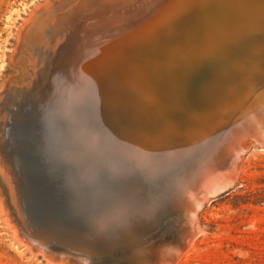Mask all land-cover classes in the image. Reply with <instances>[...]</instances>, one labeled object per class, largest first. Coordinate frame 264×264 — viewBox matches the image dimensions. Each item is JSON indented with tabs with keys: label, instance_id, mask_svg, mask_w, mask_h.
Wrapping results in <instances>:
<instances>
[{
	"label": "rangeland",
	"instance_id": "obj_1",
	"mask_svg": "<svg viewBox=\"0 0 264 264\" xmlns=\"http://www.w3.org/2000/svg\"><path fill=\"white\" fill-rule=\"evenodd\" d=\"M57 1L59 0H0V86L3 87L4 82H7L9 85H11L12 81L18 83L20 82V80H25L26 78L24 77L29 74V66L36 64L37 61L40 62L39 59L43 56L46 57H43L41 67L36 70L37 74L35 73V75L33 76L34 79L32 77V83L30 81V86L28 85L29 83L26 85L29 87H26L24 91L22 89L21 92H18L21 93L19 95L15 92L16 95L13 94V96L15 95L16 97L8 96V98L6 97L5 99L4 97V100H2L5 103H11L13 101L10 104L12 105L11 110L13 106H16V104H18L30 90L34 91V89L38 88V82H40V84H44L45 86L47 85L46 81L50 77L47 74L48 70L51 68L50 65L53 63L56 53L57 51H59V48L62 47L64 42H66L71 37V35H69L63 42L59 43L55 49L52 48V45L55 42V38L60 35V33L57 32L53 33L54 30H52L54 28L56 29V27L60 25L56 22V20L59 19L60 15L55 14L56 9L52 10L53 4ZM63 1L66 2V0ZM248 1L249 5L252 7L250 8L248 14L243 16L235 13V15H237H233L234 18L231 17L233 21L229 17L227 19V22L231 20L230 22H228L229 24L227 27L229 28H223L221 32L222 34L213 38V40H215L213 42L205 39L203 36V31H201V29H199L196 25L195 28L193 27V29H195V32H193L194 34L191 33L192 31H188L187 29L186 31H184L181 28L175 38L169 37L164 39V41H161V44L155 43L154 46L156 48L151 46V48L149 47L150 49L146 50L147 52L144 51V54L142 52L138 57L135 55L138 54L141 49L138 50V52H136L134 56H131V53L125 60H123L121 67L118 68L117 65L114 66V73L106 78V80H104V91L102 89L101 93L96 98L97 106L100 104L102 106L105 105V108H107V106L109 105L111 108L112 106L120 105L122 107L121 110L123 112V115L127 113L128 118L132 117L144 122V125L146 127L144 128L145 130L147 129L148 133L144 136H139L143 137V139L140 138V143L134 142V144H137V146H133H135L137 149H146L148 145L153 146L155 143L157 129L165 132L166 135H171L170 133H172L171 138H169L170 141L167 145L169 147L166 149V151L169 153L166 154H168L167 156L169 158L175 160L180 154H188L184 149V146H186L187 144L186 142L193 141V143H197L199 139L203 137V135L198 132V129L202 126H204L202 128H205L213 135L211 139H206V143L204 146H196L197 148L195 149L199 151L197 159L189 167V170L187 169V172H185L183 176H181L178 181L175 182V188L173 189V191L168 193V196H165L164 198L166 200L163 201L164 205H159L158 203L153 204L154 208L152 210H154L155 208L158 209L159 206L166 209L164 211V219H167V223H173L171 224L170 229L172 231L173 229H176L175 232H177L178 234L183 233L184 228H186L185 222H182L180 218L175 217L177 214L180 215L183 212V206H181L182 204H179V202L181 201V193L185 194L186 191L185 189H183L181 181L184 180L187 175H190L194 171L195 167L203 162V159H206L209 155L211 156L213 154L215 155L216 153H219L221 157L219 158V160L221 159L220 162H226L227 165L230 162L231 153L236 147L235 144H229V147H231L232 150L230 148L225 152L223 149H221V147L218 148V143H224L221 142L222 140L220 139V136L223 134L224 129L222 127H219L217 121L213 119V117L217 115V111L219 110L222 103H226L227 106L236 102V99H239L236 94L246 92L247 90L243 85L245 82V79L243 77L240 76L238 77L239 79L237 78L235 82H232L236 77H228V73V75H226L228 79H230L231 81L232 78L233 80L229 82L230 84L228 86L230 88L227 91L228 94L226 93V98L224 102H222L220 92L223 87L221 86L222 84L220 81L224 78V75H221L218 62L222 60L220 58L221 53L224 52L229 54L230 48L233 45L232 37L234 38L235 36L234 39H236V37L238 40L240 39L239 23H242V20L244 22L245 20L256 19L257 16H260L258 14L259 10H264V1ZM57 5L58 4L53 6V8L58 7ZM43 6L44 8L41 9V7ZM37 9H41V11L48 10L49 12H51L47 16H42V19L44 20L43 21L40 20L41 17L37 19L35 16H33L32 12ZM252 12L254 14H252ZM29 17L32 19H30ZM244 18L246 19L244 20ZM50 20H52V22H55L52 23ZM42 21L44 24L42 23ZM49 22L51 23L49 24ZM23 23L31 24L32 29H35V31L23 27ZM50 30L52 33L49 32ZM181 32H183L184 34ZM197 33L198 35H196ZM254 33H256L254 30H249V32H247L248 35L244 37L245 43H250V38H252V34ZM20 36L21 38H19ZM193 36L195 37V39H197V42L195 41V39H193ZM45 37H48V39ZM32 38L33 40L31 41ZM177 38L179 41L177 40ZM44 40H46V42ZM48 40H50L51 43H49L50 41L48 42ZM174 42L178 46L174 44ZM245 43L243 45H245ZM215 48L217 51H220L219 54H217ZM53 49V55L55 56L52 60H50V57L48 58V56ZM248 50L249 49H247L246 51L248 52ZM31 51L33 54V59H25V54H28ZM39 53H41V55ZM249 53L250 52L246 53L245 55H248ZM224 62L226 63L227 61ZM232 64L233 63H231V67L233 66ZM139 66L141 68H138ZM39 70L42 73H40ZM188 72L190 74H188ZM221 76L223 78H220ZM44 77H47V79ZM217 77L220 79H218ZM188 79H193V81L197 79V81L195 82H197L201 86L203 85V83H205V81L208 82L204 85L206 86L207 84V86L209 87H205L206 90H208L209 94L207 92H201L199 89L196 90L197 87L194 86L196 83H192L190 82L191 80ZM213 79H215V82L219 81V84L217 83L216 85L215 82L211 83L210 81ZM247 79L246 80L249 83L251 78ZM198 80L200 82H198ZM180 82H182L183 84H187L189 82L190 84L192 83L191 87L196 94L191 97H189V95L184 97L185 92H181L179 89L174 91L171 88L175 87L173 83L182 85ZM170 84L171 86H169ZM213 84L216 88H218L219 85V92H217L218 90L215 87H212L213 89L210 88ZM252 84H254V82ZM1 87L0 89H2ZM240 87L242 88V90ZM210 89L213 92H210ZM230 90L233 92H231ZM214 94H216V96ZM233 94H235V96L230 98V96ZM128 95L130 96L128 97ZM195 96H198V100L195 99ZM17 97L18 99H20L18 100ZM114 97H116L115 100H113ZM192 97L194 98L192 99ZM262 97H264V95ZM190 99L195 104L191 103ZM256 101L258 102L257 107L262 109L264 98H260L258 100L256 99ZM241 109L243 110V108ZM10 111L7 110L6 113H9ZM201 111L202 113H198ZM196 113H198V115ZM207 113L211 114L207 116ZM192 114H194L193 116L195 119L192 118ZM214 114L215 116H213ZM200 115L201 117H199ZM1 116L2 111L0 117ZM6 116L7 115H5L4 117L5 120L0 123L2 130L7 118ZM195 121H197V123ZM189 122L192 123L190 124ZM210 123L212 124L210 125ZM248 123H250V120H248L246 125ZM183 124H185V126ZM189 124L193 125V127H191ZM247 129L252 130L250 126H248ZM2 130L0 129V133L2 132ZM79 130V144L81 145V153L84 157L90 158L91 160L94 157L105 159V157H108L109 155L108 154L106 156V154L112 151H115V154L118 155V149H120V146L117 145V142L113 141L112 138L105 136V133L96 125H92L91 129H88L83 128L80 124ZM2 133L0 137H3ZM250 133H253V131H251ZM213 137L216 139H214ZM219 139L221 140V143L218 142ZM243 140V144L245 145V137ZM256 140L257 139L255 138L253 143L257 144L260 148H253L250 152L242 156L246 149L254 144L251 143L243 149V152L240 155L241 165L238 173L235 176L234 184L232 185V187H228L230 189L227 192L214 197L211 200L207 199L205 206V202L203 203L196 219L198 231L200 232H198V234L193 238V241H191L187 250L176 261V264H264V146L257 143ZM0 153H2V151ZM192 153L195 152L189 153L188 156L192 155ZM81 158L83 159V157ZM2 190L0 193L4 195V190L3 192ZM216 194L212 196H215ZM170 198H174L172 200V202H175L174 204L169 203ZM3 200H5V198H3ZM2 213L3 211L1 210L0 205V264H61L58 262H50L49 257H47L48 255L46 254V251L44 253L40 251L37 252V250L35 251L34 249L37 247V244L36 247H34L31 246L33 244L29 245L30 242L28 240L20 241L19 235L22 236L20 227L17 226L16 232V225L15 223H13L15 222L14 219L13 221L11 219L10 222H7L4 214ZM29 218L30 220L25 218L22 221V230L26 229L25 223H33V217L29 216ZM172 225H175L177 228ZM151 231L152 230H146L145 233L141 236H138L136 240H133V237H130V239L133 240L131 244L136 246L137 248L128 250L127 252H121V257H119L120 261L129 260L131 264H138L142 259H144V262L147 261L148 263H150L151 261V264H165L167 259H169L170 257L169 253L171 252L173 245L170 243L164 248H161L160 246L164 244V241L163 243L161 242L156 244V246L154 247L153 242L151 241L150 243H148L147 239L150 236ZM178 234H176V238H178ZM15 235L17 236V238L15 237ZM32 235L34 236V239H36V242H38V244H42L41 241L43 242V240H41V237L38 238V236H35L34 234ZM144 239L146 240L144 241ZM79 261L80 263L81 261L82 263L85 262L82 259L76 260L77 263H79Z\"/></svg>",
	"mask_w": 264,
	"mask_h": 264
},
{
	"label": "bare ground",
	"instance_id": "obj_2",
	"mask_svg": "<svg viewBox=\"0 0 264 264\" xmlns=\"http://www.w3.org/2000/svg\"><path fill=\"white\" fill-rule=\"evenodd\" d=\"M261 1H264V0H261ZM54 4L55 5L58 4L57 5L58 7L53 8V6H55ZM54 4L52 6V10L56 9L55 14L60 15L59 19H57L55 17L57 19V20L55 19L56 22L59 23L60 25L58 27H56V29L54 28L52 30H54L53 33L57 32V33H60V35L55 38V42L52 45V48L55 49L58 46V44L63 42L65 40V38H67L69 35H71V37L66 42H64V44L62 45L61 48L69 49L73 44L75 45V43H80V44L77 45L72 50H76L78 47L82 48L81 52L77 53L78 54L77 59L72 62L74 64L73 66H76V71L78 72V74H77L78 83L81 86V89H80V86L78 88V90L80 89L81 91L79 90L80 93L79 92L76 93L75 99L80 94L84 93V91L86 89H89V87L91 85H94V82L101 84V87L103 89L104 80H106V78H108L109 76H111V74L114 73L113 72L114 71L113 69L115 68L114 66L117 65L118 68L121 67L123 60H125L131 53H132L131 56H134V54L136 52H138V50L141 49L140 52L135 55L138 57L139 55H141L142 52L144 54V51L150 49L151 46L155 47L154 46L155 43L161 44V41H164V39H166V38H169V37L175 38L176 35L178 34V32L181 30V28L184 31H186V29H187L188 31H192L191 33L195 32V29H193V27L195 28L196 25L199 29H201V31H203L204 38L208 39V41L213 42V41H215V40H213V38L222 34L221 32H222L223 28H225V29L229 28V27H227L229 24L228 22H230L232 20L231 17H233V15H235V13H237L238 15L240 14V15L245 16L250 11V8H252L249 5L248 0H66V2L63 0H59V1L55 2ZM42 8H44V6L41 7V9ZM45 8H46V6H45ZM41 9H37L32 13H33V16H35L37 19L41 17L40 20H43L42 16L49 15L51 11L50 12L48 10L41 11ZM252 14H254V13L252 12ZM258 14L260 16H257V18L255 17L256 19H254V20H251V19L245 20L246 18H244L245 21L243 22V20H242V23H239V25H240L239 26L240 27V29H239L240 39L238 40L237 37H236V39H234L235 36H234V38L232 37V39H233L232 44L233 45L230 48L229 54L224 53V52L221 53L220 58L222 60H220L218 62V66L220 68L221 75L222 76L224 75V78L222 76L220 77V78H223L220 81L222 84L221 86L223 87V89L220 92L222 102H224V100L226 98V93L228 94L227 91L230 88L228 86L230 84L229 82H231L233 80L231 78V81H230V79H228V77H230V76L233 78L236 77L235 80H233L232 82H235L236 79L240 76L245 79V82L243 85H244L245 89H247L246 92L236 94V96L239 99L238 100L236 99V102H234L232 104H229L226 106V103H222L219 110L217 111V115L216 116H215V114L213 115V116H215V117H213V119H215L217 121V124L219 125V127H222L224 129L223 134L220 136V139L222 141L220 139L218 140V142L221 141L224 143L223 144L221 142H220L221 144L218 143V145H219L218 148L221 147V149H223L225 152L231 148V147H229L230 146L229 144H235L236 147L232 151L230 162L227 165H226V162H220L221 159L219 160V158H221V157H220L219 153H216L215 155L213 154L211 156L208 154L209 156L206 159H203V162H201L197 167H195L194 171L190 175H187L186 178L181 181V185H182L183 189H185V191H186L185 194L181 193V195H180L182 202L178 201L179 204H182L181 206H183V208H182L183 212L180 215L177 214L175 217L180 218L182 220V222H185L186 228H184L183 233H181V231H180L181 234L177 233L178 238L175 237L173 242L171 243L173 245L174 243L177 242L178 239H180V238L182 239L181 245L179 247L180 249L179 248L175 249L173 247L174 245L172 246L171 252L169 253L170 257H169V259H167L165 264H176V261L187 250L191 241H193V238L198 234V232H200V231H198L196 219H197V214H198L199 210L201 209L203 203L206 202L210 196H212V195H214L220 191H223L226 188L228 189V187H232V185L234 184L235 176L238 173V170H239L240 165H241L240 164L241 163L240 155L243 152V149L246 148L247 145L253 143L255 138L258 140V141L256 140L257 143L264 146V103H263V108L261 109V108L257 107L258 102L256 101V99L258 100L260 98H264V97H262L264 95V10L260 9ZM229 17L231 20H229L227 22V19ZM238 17H240V16H238ZM29 18H28V20H29ZM30 19H32V18H30ZM33 19H35V18H33ZM43 21H42V23H43ZM50 21L52 22V20H50ZM51 22H49V24ZM54 22H52V23H54ZM23 27H25L27 29H32L31 24H24ZM39 28H42V27H39ZM49 29H51V28H49ZM32 30L35 31V29H32ZM249 30H251V31L254 30L256 33L252 34V38H250L251 41L249 40L250 43L249 42L245 43L244 37L246 35H248L247 32H249ZM22 31H23V28H22ZM49 32L52 33L51 30ZM20 33H21V31H20ZM181 33H183V32H181ZM24 34H26V33H24ZM196 35H198V33ZM21 36L19 38H21ZM41 38H43V37H41ZM45 38L48 39V37H45ZM182 38H184V37H182ZM193 39H195L194 36H193ZM32 40H33V38L31 39V41ZM177 40H178V38H177ZM189 40H190V37H189ZM196 40L197 39H195V41ZM44 41L46 42V40H44ZM49 41L50 40H48V42ZM49 43H51V41ZM244 43L246 46L248 45V49H249L248 52H250L248 55H245L248 52L246 51L247 50L246 48L243 49ZM174 44H176V43L174 42ZM202 48H205V47H202ZM258 48H260V49H258ZM54 49L50 52V55L48 56V58L50 57V60H52L53 57L55 56V55H53ZM49 50H50V48H49ZM215 50H216V48H215ZM35 51H36V49H35ZM59 51H60V48H59ZM59 51H57L55 57H57V54L59 53ZM44 52H45V50H44ZM216 52H217V54L220 53V51H217V50H216ZM15 54H17V53H15ZM39 54L41 55V53H39ZM25 55H26V57L24 56L25 59L26 58L30 59V60L33 59L32 51L28 54H25ZM43 57H45V56H43ZM43 57L39 59L40 62L37 61L38 64L36 62V64L29 66V68H30L29 74L24 77V78H26L25 80H22V81L20 80V82H18V83H15L12 81L11 85H9L7 82H4V86L3 87L0 86L2 88V89H0V115H1V111H2V116L0 117V123L3 120H5L4 117H5V115L8 114V112L6 113V111L11 110L12 105H10V104L13 102V101L12 102L10 101L11 103H8V102L5 103L2 100H4V97H5V99H6V97L8 98V96L12 97L13 94H15V92L16 93L21 92L22 89L24 91L26 89V87L30 86V81H31L32 77L35 75L36 70L39 67H41V62H42ZM67 59H64V60H67ZM224 61H227V62L225 63ZM44 63H46V62H44ZM231 63H233L232 67H231ZM42 65H44V64H42ZM46 65H48V64H46ZM52 65H53V63H52ZM226 65H227V67H226ZM50 67H52V66L50 65ZM138 68H141V67L139 66ZM231 68H232V70H231ZM41 71H40V73H42ZM44 73H45V71H44ZM228 73H229V75H228ZM188 74H190V73L188 72ZM219 75H218V77H219ZM226 75H228V77ZM214 77H215V75H214ZM44 78L47 79V77H44ZM220 78H218V79H220ZM247 78H251L249 83L253 81L254 84H252L253 82L249 84L247 82V80H249V79H247ZM33 79H34V77H33ZM193 79H188V80H191L190 82H192V83L197 81V79L194 81H193ZM1 80H2V78H1ZM213 80H211L210 82L214 83L215 79H213ZM183 82H184V80H183ZM190 82L187 84H183L182 82H180L182 85L173 83L175 85V87H171V88L174 91L179 89L181 92H185L184 97H186L187 95H189V97H191L196 93L194 92L193 88L191 87L192 83L190 84ZM198 82H200V81L198 80ZM225 82H227V83H225ZM31 83H32V81H31ZM195 83L196 84L194 86L197 87L196 90L199 89L201 92L203 91V92H207L209 94L208 90H206V88H209V87L207 86V84H206L207 87L204 85L205 83H208V82L205 81V83H203L204 86L203 85L201 86L197 82H195ZM215 83L217 85V83L219 84V81L215 82ZM27 84L29 86H26ZM183 85H185V86H183ZM213 85H211V87H210L211 89H213L212 87H215V85L214 86ZM169 86H171V84ZM216 89L218 90L217 92H219V85H218V88H216ZM241 90H242V88H241ZM34 91H35V89H34ZM210 92H213V91L211 90ZM231 92H233V91H231ZM136 93H138V92H136ZM19 94H21V93H18V95ZM89 94H90V96H93L92 92ZM214 95L216 96V94H214ZM23 96H24V94H23ZM233 96H235V94L231 95L230 98ZM11 97H9V98H11ZM25 97L26 96H24L23 99L18 104H16V106L15 105L14 106L18 108L19 105L23 104ZM37 97L39 98L38 94H37ZM81 97H82V95H81ZM197 97L198 96H195V99L198 100ZM66 98H67L66 104L69 105V103H71L73 100H71V98H69V97H66ZM96 98L97 97H95V99ZM193 98L194 97H192V99ZM217 98H218V96H217ZM17 99H18V97H17ZM12 100H13V98H12ZM190 101H191V99H190ZM217 102H219V101H217ZM79 103L80 102H78V104ZM191 103H193V101H191ZM193 104H195V103H193ZM193 104H192V106H193ZM3 105H4V107H3ZM93 106L97 107V103L95 104L93 102ZM192 106H190V107H192ZM200 106H202V105H200ZM203 106H204V104H203ZM195 107H194V109H195ZM241 108H243V110ZM199 110H197V111H199ZM194 112H196V111H194ZM72 113H71V111H68V117L70 120L75 119L73 117ZM198 113H202V111L198 112ZM198 113H196V114L198 115ZM210 114H208L207 116H209ZM91 115H92L91 118L88 117L87 119H89L90 122L92 123V120H93V117L95 116V114L93 113ZM193 115L194 114H192V118H194ZM195 117H197V116H195ZM199 117H201V115ZM199 117H197V118H199ZM210 117H212V116H210ZM190 118H191V116H190ZM77 120H78L77 122L82 120L81 121L82 123H80V124H82L81 126L83 128H87V127H85V125L89 126V124H90V122L87 123L86 121H83V119H81V117H78ZM248 120H250V123H248L246 125ZM195 122L197 123V121H195ZM83 123L85 125H83ZM189 123L191 124L192 122H189ZM206 124H208V123H206ZM211 124L212 123H210V125ZM183 125L185 126V124H183ZM190 126L193 127V125H190ZM248 126H250L252 128V130H250V129L248 130L247 129ZM202 127H204V126H202ZM202 127L201 128L198 127L199 129L196 128V129H198V132H200V134L203 135V137L201 139L198 138L199 141L197 143H193V141L186 142L187 144H186V146H184V149L186 150V152L188 154L191 152H199L195 149V148H197L196 146H198V147L204 146L206 143V139L207 138L211 139V137L213 136L208 130H206L205 128H202ZM0 129L2 130L1 124H0ZM162 130H164V129H162ZM160 131L161 130H158V129L156 130V138H155L154 145L156 146L159 141H162L164 143L166 142L167 144L166 143L162 144L161 142H160V144H161V146H164L165 149H167L169 147V146H167L168 142L170 141L169 138H171L172 133H170V131H169V133L171 135H169V134L166 135L165 132H163V131L160 132ZM251 131H253V133H250ZM1 133H0V135H1ZM212 133H214V132H212ZM78 137H79V132H78ZM244 137H245V145L246 146L243 144L244 143L243 142ZM214 139H216V138H214ZM190 140H191V137H190ZM0 145H1V148H0V152H1L2 146H3V137H0ZM148 147H150V146H148ZM223 150H222V152H223ZM231 150H232V148H231ZM148 151H150V150H148ZM166 153H169V152H167L165 150L164 154H163V158L164 159H172V158H169L167 156L168 154H166ZM151 159L158 160V161H156V164L161 162V161H159V160H161V158L158 156H155L152 158H149V157L147 158L148 161ZM110 166L115 169V166H113V165H110ZM11 174H12V178H11ZM89 174H91V173H89ZM91 177L95 178L96 176H93L91 174ZM92 179H90V181H92ZM11 180H12V182H11ZM12 184H13V187H12ZM174 188H175V186H174ZM0 189L4 190V195L0 193L1 194L0 205H1V210L3 211L2 214H4V217H5L7 222H10L11 219L13 221V219H14L15 222H13V223H15V225H16V228L14 227L16 229V232H17V226L20 227V229H21L20 231L22 233V236L19 235V232H18L19 240L20 241H25V240L27 241L28 240L30 242L29 245L33 244V242L35 241L34 244H37V247L34 250L35 251L37 250V252L40 251V252L44 253L45 252V250H43L44 249V246H43L44 243L41 240L40 241L42 244H38V242H36V239H34V236L32 234H34L35 236H38V238L41 236L39 235V233L34 232L32 225L30 223H28V224L25 223L26 229L22 230V223H23L22 221L25 219V217L22 216L21 209H23V207H24L23 200H24V202H27V197L25 198L23 196V194L21 193V191H20L21 189H20V185H19V176H17L15 174L14 167L12 166V164H10V162L6 158L3 151H2V153H0ZM1 190H0V192H1ZM3 190H2V192H3ZM177 192H175V193H177ZM3 198H5V200H3ZM109 198H112V197L109 196ZM173 199L174 198H170V201H169L170 204L175 203V202H172ZM153 208L154 207L152 205L151 208L149 210H147L150 212L149 213L146 212L145 214H141V213L138 215L134 214V216H130V217L128 216L125 218L117 217V218L110 219L111 220L110 222H109V220L108 221L107 220H103V221L101 220L98 223L99 229L97 228L96 230H93V231H96V233L102 234V236L108 235V237H113L118 241V243L123 242V239L121 238L122 235H125L128 240L130 239V237H133L132 239L136 240L137 237L144 234L146 230L155 229V227L160 224V220L163 221V219L165 218L164 217V214H165L164 211L166 209L161 208L159 206L158 209H156V208L154 209L156 212H153L154 211V210H152ZM159 213H161V214H159ZM161 215H162V218L158 219L157 217L161 216ZM29 216L30 215L28 214V218L26 217L28 220H30ZM32 217H33L32 219H34L33 220V224H34L35 221H37V220L35 219L34 216H32ZM40 220H42V219H40ZM47 220H48V218L46 216L45 219L42 220V222H46ZM168 224H170V223L168 222ZM168 224L166 223V227ZM171 224H173V223H171ZM170 226L168 227V229H169V231H172L170 229ZM172 226H175V225H172ZM180 227H181V225H180ZM115 229L120 231V232L115 233L113 231ZM173 230H176V229H173ZM93 231L92 230L88 231V235H90V232H93ZM151 232H150V236L147 238L148 243H150L151 241L153 242V239L151 237ZM178 232H179V230H178ZM16 235H15V237L17 238L18 235L17 236ZM132 239H131V242L133 241ZM164 241H161V242L163 243ZM161 242H159V243H161ZM34 244L31 246H34ZM135 248H137V247L135 246L133 249H135ZM75 251L81 252V248H77V249L75 248ZM84 251H88V250H84ZM143 253H144V251H143ZM46 254L48 255L47 257H49L50 262H52V263L58 262L61 264L62 263H64V264H85V262L82 263V261H81V263H80V261H79V263H77V262L73 263L69 260L64 261L63 257H61L60 259H54L49 253L46 252ZM116 256L119 258V257H121V254L120 253L116 254ZM140 257H141V255H140ZM138 264H151V261H150V263H148L147 261L144 262V259H142L140 261V263H138Z\"/></svg>",
	"mask_w": 264,
	"mask_h": 264
},
{
	"label": "water",
	"instance_id": "obj_3",
	"mask_svg": "<svg viewBox=\"0 0 264 264\" xmlns=\"http://www.w3.org/2000/svg\"><path fill=\"white\" fill-rule=\"evenodd\" d=\"M79 44L75 43L69 49L60 47L48 70L47 85L38 82V88L27 93L24 103L18 108L13 107L7 114L2 130V151L19 176L21 193L27 197V202L23 200L22 216L28 218L29 214L37 220L35 225L29 223L41 236L43 250L54 259L63 257L64 261L73 263L82 259L86 264H131L129 260L120 261L116 256L135 247L131 239L122 235L123 242L118 243L115 238L93 230L99 229L101 220L110 222L117 217L145 214L150 212L147 210L153 204L162 205L165 196L173 191L175 182L197 159L198 152L190 156L180 154L175 160L164 159L166 149L160 142H166L162 141L156 146L137 149L134 142L140 143L143 137L139 136L148 133L144 122L128 118L127 113L123 115L120 105L105 108L99 104L94 107L93 102L97 103L95 97L102 91L97 82L75 99L81 86L72 62L82 48L72 49ZM244 48L248 49V46L244 45ZM91 92L93 96H90ZM66 97L73 100L69 105ZM68 111L73 112L75 119H69ZM93 113L95 118L91 123L87 118ZM78 117L90 122L89 126L83 123L88 129L96 125L105 136L116 141L120 146L118 155L112 151L105 159L84 157L78 138L82 120L77 122ZM253 148L260 147L252 145L242 156ZM155 156L161 158L160 163L156 164L158 160L155 159L147 160ZM229 189L210 196L208 200ZM46 216L48 220L42 222ZM157 218L161 219L162 215ZM166 223L167 219L160 220L152 230L154 247L165 240L160 246L164 248L176 237L177 232L168 229L171 223H167V227ZM90 230L93 232L88 235ZM181 242L182 239H178L173 247L179 248ZM75 248H81V252H76Z\"/></svg>",
	"mask_w": 264,
	"mask_h": 264
}]
</instances>
